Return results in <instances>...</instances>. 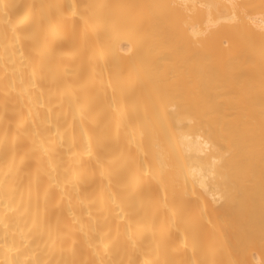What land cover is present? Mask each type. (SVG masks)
Segmentation results:
<instances>
[{
    "label": "bare ground",
    "instance_id": "6f19581e",
    "mask_svg": "<svg viewBox=\"0 0 264 264\" xmlns=\"http://www.w3.org/2000/svg\"><path fill=\"white\" fill-rule=\"evenodd\" d=\"M0 264H264V0H0Z\"/></svg>",
    "mask_w": 264,
    "mask_h": 264
}]
</instances>
